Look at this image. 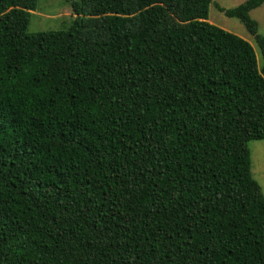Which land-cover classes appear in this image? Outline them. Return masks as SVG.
<instances>
[{
	"label": "trees",
	"instance_id": "16d2710c",
	"mask_svg": "<svg viewBox=\"0 0 264 264\" xmlns=\"http://www.w3.org/2000/svg\"><path fill=\"white\" fill-rule=\"evenodd\" d=\"M0 0V264H264V36L245 0Z\"/></svg>",
	"mask_w": 264,
	"mask_h": 264
},
{
	"label": "rangeland",
	"instance_id": "374dc122",
	"mask_svg": "<svg viewBox=\"0 0 264 264\" xmlns=\"http://www.w3.org/2000/svg\"><path fill=\"white\" fill-rule=\"evenodd\" d=\"M245 0H212L208 9V21L249 41L256 52L257 62L262 63V55L252 35L236 17L227 16L218 6L233 8ZM250 17L256 20L258 32L264 36V2L252 9ZM75 15L71 11V0H37L36 9L31 11L28 30L31 32L67 27ZM251 158V173L260 184L264 195V139L248 143Z\"/></svg>",
	"mask_w": 264,
	"mask_h": 264
}]
</instances>
